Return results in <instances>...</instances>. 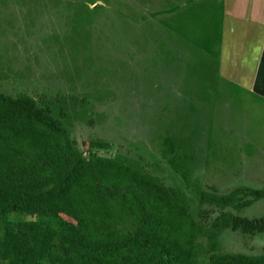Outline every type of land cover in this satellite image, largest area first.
Wrapping results in <instances>:
<instances>
[{
	"label": "rangeland",
	"instance_id": "obj_1",
	"mask_svg": "<svg viewBox=\"0 0 264 264\" xmlns=\"http://www.w3.org/2000/svg\"><path fill=\"white\" fill-rule=\"evenodd\" d=\"M173 4L0 0V90L68 95L53 109L66 112L80 149L108 141L99 153L187 190L197 213L203 189L264 186V97L219 80L216 57L201 53L216 39L186 36L196 24L202 32L205 18L187 23L194 11ZM176 144L177 162L199 166L184 180L170 164ZM238 213L262 217L264 199ZM221 243L225 251L264 252V234L229 229Z\"/></svg>",
	"mask_w": 264,
	"mask_h": 264
},
{
	"label": "trees",
	"instance_id": "obj_2",
	"mask_svg": "<svg viewBox=\"0 0 264 264\" xmlns=\"http://www.w3.org/2000/svg\"><path fill=\"white\" fill-rule=\"evenodd\" d=\"M67 99L0 90V264H264V252L221 243L229 229L264 234V215L238 213L264 186L203 189L195 213L187 190L99 153L108 141L80 149L66 112L53 109ZM177 147L170 164L184 180L199 166L177 162Z\"/></svg>",
	"mask_w": 264,
	"mask_h": 264
},
{
	"label": "crops",
	"instance_id": "obj_3",
	"mask_svg": "<svg viewBox=\"0 0 264 264\" xmlns=\"http://www.w3.org/2000/svg\"><path fill=\"white\" fill-rule=\"evenodd\" d=\"M173 5L189 6L194 11L191 15L195 18L187 23L205 18L202 32L195 23L190 30L195 33L186 36L216 39L212 49L201 46V53L216 57L219 80L264 97V0H174Z\"/></svg>",
	"mask_w": 264,
	"mask_h": 264
}]
</instances>
